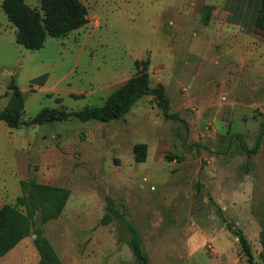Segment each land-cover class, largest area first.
<instances>
[{"label":"rangeland","instance_id":"1","mask_svg":"<svg viewBox=\"0 0 264 264\" xmlns=\"http://www.w3.org/2000/svg\"><path fill=\"white\" fill-rule=\"evenodd\" d=\"M3 1L0 109L13 83L25 120L45 108L102 106L148 62L151 86L165 85L177 119L145 96L109 122L16 129L0 121V208L25 213L20 198L32 184L69 189L58 217L39 222L64 264H140L126 221L151 264H212L223 251L218 262L248 264L237 231L264 264V137L249 151L264 123V31L254 24L261 0H82L87 23L48 36L39 50L17 43ZM25 1L41 11L40 0ZM139 143L144 162L135 158ZM110 200L123 216L103 222ZM34 239L0 264H37Z\"/></svg>","mask_w":264,"mask_h":264},{"label":"trees","instance_id":"2","mask_svg":"<svg viewBox=\"0 0 264 264\" xmlns=\"http://www.w3.org/2000/svg\"><path fill=\"white\" fill-rule=\"evenodd\" d=\"M40 10L31 7L25 0H4L2 8L10 22L16 27V41L29 50H39L44 47L48 36L64 37L68 33L84 26L87 21L88 8L82 0H40ZM256 27L264 31V0L260 1L254 17ZM139 63V62H138ZM148 62H144L139 72L125 84L116 89L102 106L86 107L80 110H62L45 108L31 119L23 118L25 113V97L20 88L13 83V92L8 105L0 109V121L9 127L20 129L34 124L79 119L81 121H104L122 119L145 96H153L164 114L177 119L170 112L169 98L163 83L151 86L148 73ZM264 137V123L258 136L257 144L249 150L257 152ZM135 158L138 162L146 160L147 144L139 143L134 147ZM173 159L175 156H168ZM178 157V156H177ZM180 159V157H179ZM31 184L25 185L28 188ZM70 195V190L49 184L36 183L29 188L27 195L20 198L26 206L22 212L15 206L4 205L0 208V257L15 248L25 237L37 234L34 239L40 259L37 264H64L52 243L42 235L40 223L57 218L64 209ZM108 211L103 222L109 218L119 219L122 212L110 200ZM40 218V221L37 219ZM131 232V248L140 264H151L150 257L143 247L138 229L126 221ZM232 226V225H230ZM247 257L248 264H257L252 245L240 231L236 232ZM262 250L259 259L264 262V236L261 238Z\"/></svg>","mask_w":264,"mask_h":264},{"label":"crops","instance_id":"3","mask_svg":"<svg viewBox=\"0 0 264 264\" xmlns=\"http://www.w3.org/2000/svg\"><path fill=\"white\" fill-rule=\"evenodd\" d=\"M215 251V250H214ZM224 253H226V252H221V253H219V252H217V256H215V257H213V258H211L212 260H214V261H212V264L214 263V264H244L245 262H241L240 260H238L237 258H231L230 260L227 258V256H224V258H225V262H222V261H220V262H218L220 259L222 260V256L224 255ZM227 262V263H226ZM248 263V262H247ZM246 264V263H245Z\"/></svg>","mask_w":264,"mask_h":264},{"label":"water","instance_id":"4","mask_svg":"<svg viewBox=\"0 0 264 264\" xmlns=\"http://www.w3.org/2000/svg\"><path fill=\"white\" fill-rule=\"evenodd\" d=\"M37 237V234H34V238H36Z\"/></svg>","mask_w":264,"mask_h":264},{"label":"built area","instance_id":"5","mask_svg":"<svg viewBox=\"0 0 264 264\" xmlns=\"http://www.w3.org/2000/svg\"><path fill=\"white\" fill-rule=\"evenodd\" d=\"M209 246L211 247V245L209 244Z\"/></svg>","mask_w":264,"mask_h":264}]
</instances>
